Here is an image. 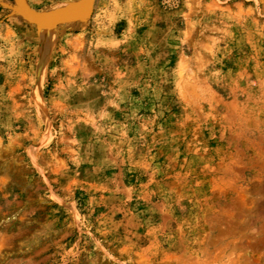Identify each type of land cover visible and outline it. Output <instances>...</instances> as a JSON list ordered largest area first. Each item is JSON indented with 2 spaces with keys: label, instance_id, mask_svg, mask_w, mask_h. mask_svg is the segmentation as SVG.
<instances>
[{
  "label": "rangeland",
  "instance_id": "obj_1",
  "mask_svg": "<svg viewBox=\"0 0 264 264\" xmlns=\"http://www.w3.org/2000/svg\"><path fill=\"white\" fill-rule=\"evenodd\" d=\"M0 264H264V0H0Z\"/></svg>",
  "mask_w": 264,
  "mask_h": 264
},
{
  "label": "water",
  "instance_id": "obj_2",
  "mask_svg": "<svg viewBox=\"0 0 264 264\" xmlns=\"http://www.w3.org/2000/svg\"><path fill=\"white\" fill-rule=\"evenodd\" d=\"M92 3H93V0H92ZM91 6H92V4H91ZM23 14L25 15V17H27L32 22L47 21L49 19L47 17L36 16L30 11V9H26V8L23 9ZM73 19H74L73 17H68L65 20H73Z\"/></svg>",
  "mask_w": 264,
  "mask_h": 264
},
{
  "label": "bare ground",
  "instance_id": "obj_3",
  "mask_svg": "<svg viewBox=\"0 0 264 264\" xmlns=\"http://www.w3.org/2000/svg\"><path fill=\"white\" fill-rule=\"evenodd\" d=\"M87 2H88V1H87ZM89 3L92 4V0H91V1L89 0ZM38 22H41V21H38ZM36 23H37V22H36ZM42 23H44V22H42ZM42 31H43V30H42ZM46 32H47V35H46ZM46 32H45V33L42 32V33H43V35L45 34V37L47 38V36L49 35V32H48V31H46ZM43 35H42V36H43Z\"/></svg>",
  "mask_w": 264,
  "mask_h": 264
}]
</instances>
